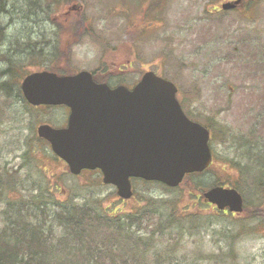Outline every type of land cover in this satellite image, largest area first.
I'll return each mask as SVG.
<instances>
[{"label": "rangeland", "instance_id": "rangeland-1", "mask_svg": "<svg viewBox=\"0 0 264 264\" xmlns=\"http://www.w3.org/2000/svg\"><path fill=\"white\" fill-rule=\"evenodd\" d=\"M225 1L3 0L0 71L9 62L27 71L88 69L112 85L132 86L144 71L153 70L177 84L178 97L193 118L212 127L215 157L207 171L185 177L176 187L135 179L134 196L122 200L98 173L72 175L37 137L39 124L66 119L63 106L35 107L15 90L6 96L0 87V170L9 172L16 183V195L0 196V230L8 202L27 200L45 187L47 204L25 216L29 238L37 234L30 240L31 248L41 244L36 248L58 251L57 256L49 254V264H75L83 253L67 251L70 227L64 216L71 203L89 208L101 219L103 208L124 216L146 197L156 201L164 197L178 201L172 204L176 213L190 208L200 210L202 216L198 229L189 230L186 224L158 233L157 248L175 244L173 261L264 264V213L259 212L258 224L251 218L255 209L249 204L239 218H209L213 204L203 196L190 200V192L198 196L216 181L232 185L242 180L239 166L263 159L258 153H264V0H243L236 9L222 10ZM9 75H0V82ZM22 77L14 86L20 87ZM242 186L248 198L247 182ZM11 198L15 200L8 201ZM163 212L155 211L151 223L157 224ZM178 231L181 235L171 240V233ZM120 259L117 254L116 261Z\"/></svg>", "mask_w": 264, "mask_h": 264}, {"label": "water", "instance_id": "water-1", "mask_svg": "<svg viewBox=\"0 0 264 264\" xmlns=\"http://www.w3.org/2000/svg\"><path fill=\"white\" fill-rule=\"evenodd\" d=\"M240 2L228 0L221 7ZM21 89L31 104L70 107L66 127L43 123L38 134L72 173L100 168L103 181L114 184L123 198L133 194L131 177L177 186L187 173L203 171L212 161L209 129L185 113L175 82L153 70L132 88L97 82L87 69L72 74L39 70L23 78ZM202 195L219 209L243 210L236 187L214 185Z\"/></svg>", "mask_w": 264, "mask_h": 264}, {"label": "trees", "instance_id": "trees-1", "mask_svg": "<svg viewBox=\"0 0 264 264\" xmlns=\"http://www.w3.org/2000/svg\"><path fill=\"white\" fill-rule=\"evenodd\" d=\"M2 7L3 0H0V10ZM152 11H154V9H152ZM1 46L2 43H0V55L3 53ZM22 71L23 74H19ZM27 72L26 69H18L17 66L11 62H9L7 68L0 71V75L10 74L0 82V87L5 89L6 96H12L15 90L18 93L17 96L22 97L19 85L14 86V82L15 80L18 82ZM57 72L66 73L68 71ZM206 125L208 124L206 123ZM208 127L212 129L210 125H208ZM258 155L263 157L261 161L254 162L253 164L251 163L245 167L239 166L242 180L235 181L234 184H232L243 192L244 198L246 199L244 210L248 208V204L255 209L251 218L255 217L253 219H255L254 222H256V224L260 223L261 217L259 216V212L264 213V153H258ZM254 167H256L255 170H253ZM205 171H207V169ZM8 173L9 172H6L4 169L0 170V196L3 194L4 198L6 196L9 198L16 195V183L14 179H12V175ZM189 175L193 176L195 173ZM141 181L145 184L152 182L145 180ZM241 182H245V184L247 182L250 198H247ZM217 184L226 185L228 183L221 181L213 183V185ZM191 185L193 184L191 183ZM45 194H49L48 190L45 187H40L37 194L28 196L27 200L25 198L19 200L11 198L8 200L15 201L8 202V206L3 210V212L7 214V217L2 219L5 224L1 228L2 230H0V264H49V254L53 255L58 252H48L49 249L46 247L38 249L42 247L41 244H39V246L36 244L34 248H31L33 247V242L30 243V240L36 239L37 234H31L33 237L30 239L27 234V225L26 227L23 226L27 223L26 221H29L28 218L25 217L26 215L31 214V211L38 210L40 206L47 204L48 200H44L46 198ZM190 194V200L195 201H198L201 196V194L195 196L191 192ZM42 196H44V198H42ZM145 200L146 202L137 205L124 216H115V212L103 208L101 215L105 216L101 219L94 216L89 208L75 206L71 203L69 211L66 212V216H64L66 218L67 227H70V236L68 238V243H66L68 244L67 251L70 252L72 249L80 250V252L83 253L82 258L87 261L86 264H163L164 259L169 260L168 264H191L181 262L177 259L173 261L172 252L174 251L175 244H168L164 246L163 249L157 248L156 237H158V233H163L168 230L172 231L180 227L183 228L186 224L189 230L198 229L202 223V216L201 213H199L200 210L193 211L190 208H184V210H179L176 213L172 208V204L175 202L178 203V201L174 199L162 197L156 201L152 200L151 197H146ZM212 208L213 210L209 214V218L222 215H231L235 218L240 217V214L222 211L215 206ZM158 209L161 212L164 210V215L159 217L157 224H152L151 220L153 219V213ZM39 210L44 211L46 209L45 207H41ZM14 213L17 216L15 215L14 217ZM44 221H47V218H45ZM98 224H101V227L100 230L95 233ZM4 229H7V231L3 232ZM85 229L92 231L86 232ZM99 232L107 233L101 236ZM109 233H112V235ZM96 234L100 236L98 237ZM107 234L108 236H106ZM177 234L181 235V232L178 231L175 234L171 233V240ZM66 244H64V246ZM154 248V256L151 258L150 252ZM99 251H104L106 255L99 253ZM117 254L121 255L119 261H116ZM55 255L57 256V254ZM67 256H69L68 253ZM103 256L105 259H103ZM82 258L80 256L79 261L75 264H84Z\"/></svg>", "mask_w": 264, "mask_h": 264}, {"label": "flooded vegetation", "instance_id": "flooded-vegetation-1", "mask_svg": "<svg viewBox=\"0 0 264 264\" xmlns=\"http://www.w3.org/2000/svg\"><path fill=\"white\" fill-rule=\"evenodd\" d=\"M92 73H93V77H94V79H98V80H101V81H103L104 80V78H98L99 76H98V74H97V72H95V71H92ZM104 81H107V80H104ZM112 85V84H111ZM115 85V84H114ZM59 106H63L64 108H65V110H66V113H67V116H66V119L62 122V123H59V124H53V123H49V124H51V125H53L54 127H66L67 125H68V117H69V113H70V108L67 106V105H59ZM184 108V107H183ZM184 110H185V108H184ZM185 112L187 113V115H189L190 117H192L186 110H185ZM193 118V117H192ZM194 119V118H193ZM210 131H211V129H210ZM211 135H212V131H211ZM39 139H41V140H43L44 142H46L47 144H48V146L50 147L49 149H50V152H51V154H49L52 158L53 157H56V158H58L59 160H62V162L64 163V165L66 166V167H68V164H67V162L66 161H64L62 158H60L59 156H57L54 152H53V150H52V147H51V144L48 142V141H46L45 139H43V138H40L39 137ZM83 171H89V172H91V173H101V170L100 169H83L82 171H81V173L83 172Z\"/></svg>", "mask_w": 264, "mask_h": 264}]
</instances>
